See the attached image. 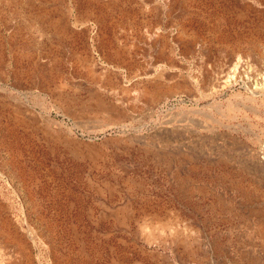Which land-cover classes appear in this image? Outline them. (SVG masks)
I'll return each instance as SVG.
<instances>
[{"label":"rangeland","instance_id":"obj_1","mask_svg":"<svg viewBox=\"0 0 264 264\" xmlns=\"http://www.w3.org/2000/svg\"><path fill=\"white\" fill-rule=\"evenodd\" d=\"M0 264H264V0H0Z\"/></svg>","mask_w":264,"mask_h":264},{"label":"bare ground","instance_id":"obj_2","mask_svg":"<svg viewBox=\"0 0 264 264\" xmlns=\"http://www.w3.org/2000/svg\"><path fill=\"white\" fill-rule=\"evenodd\" d=\"M235 70H237L236 69V67H235ZM235 74V73H234ZM131 91V90H130ZM129 92V91H128ZM136 93L137 92H135V91H131V92H129V93H127V95H128V99H130V100H134L135 98H137V96H136ZM140 98V97H139ZM138 99V98H137ZM129 100V101H130ZM135 103V102H134Z\"/></svg>","mask_w":264,"mask_h":264}]
</instances>
